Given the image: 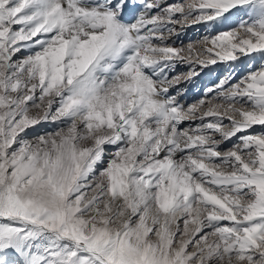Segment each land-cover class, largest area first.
<instances>
[{"label":"snow or ice","instance_id":"snow-or-ice-1","mask_svg":"<svg viewBox=\"0 0 264 264\" xmlns=\"http://www.w3.org/2000/svg\"><path fill=\"white\" fill-rule=\"evenodd\" d=\"M0 264H264V0H0Z\"/></svg>","mask_w":264,"mask_h":264},{"label":"rangeland","instance_id":"rangeland-1","mask_svg":"<svg viewBox=\"0 0 264 264\" xmlns=\"http://www.w3.org/2000/svg\"><path fill=\"white\" fill-rule=\"evenodd\" d=\"M204 30L200 29L199 32L197 29L192 28L187 31V34L182 37L184 43H187L189 39L196 40L199 35H203ZM194 94V90H190L189 95L192 96Z\"/></svg>","mask_w":264,"mask_h":264}]
</instances>
